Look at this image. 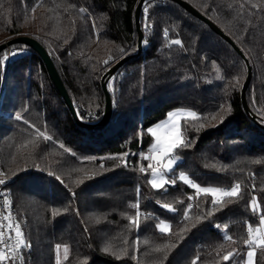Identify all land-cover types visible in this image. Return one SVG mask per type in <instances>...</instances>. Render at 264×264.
Listing matches in <instances>:
<instances>
[{"label":"trees","instance_id":"1","mask_svg":"<svg viewBox=\"0 0 264 264\" xmlns=\"http://www.w3.org/2000/svg\"><path fill=\"white\" fill-rule=\"evenodd\" d=\"M186 1L249 60V111L241 98L245 59L175 0L144 1L143 51L106 76L113 113L102 128L77 123L37 51L15 43L1 52L3 65V56L16 51L6 65L0 97V168L13 177L12 196L26 223L30 247L24 264H243L246 226L258 227L264 214V0ZM138 2L0 0V43L19 35L38 39L79 117L97 122L106 108L103 76L138 51ZM176 39L182 44L171 43ZM183 107L194 109L198 119L181 121L187 146L175 150L179 161L168 173L177 183L166 185L167 191L153 189L144 159L153 140L147 130ZM180 173L202 187L240 183L241 196L213 207L212 197L197 196L179 180ZM253 197L259 205L255 214L249 207ZM137 201L138 229L128 219L135 216L131 205ZM162 220L171 224L164 234L156 227ZM65 246L67 258L60 263ZM229 252L236 255L224 261ZM255 261L264 264L259 247Z\"/></svg>","mask_w":264,"mask_h":264},{"label":"snow or ice","instance_id":"2","mask_svg":"<svg viewBox=\"0 0 264 264\" xmlns=\"http://www.w3.org/2000/svg\"><path fill=\"white\" fill-rule=\"evenodd\" d=\"M143 11L147 13L148 9L146 7H143ZM83 11V9H81ZM165 35H167V30H165ZM172 44L175 45H181L182 41L179 39L171 41ZM15 55L16 53H12ZM4 60L8 59V55L5 54L3 57ZM112 57H109V60H111ZM109 60H105L104 63L108 64ZM108 88L112 89V82L110 81L108 84ZM230 111V109H229ZM191 119V120H197L198 116L197 113L194 111H184V112H172L169 114V121L165 125H157L156 128H149L147 131L155 137V144L152 147L153 155L151 157H144V159H152L155 161V166L152 163L148 164V168L151 169V175L152 179L150 180L151 187L153 189L157 190H165L166 185H175L177 183L176 179H166L165 173L173 172V166L177 163L178 157L173 155L175 150L186 147L187 143L186 140L183 138L181 133V125L180 120L181 118ZM21 117L17 116V119H20ZM215 118V117H213ZM222 122V121H221ZM165 129V132L163 135H161L159 129L161 128ZM200 127H203L201 125ZM199 130V129H197ZM36 131L39 133V135L45 139V140H51L52 137L50 135H46L44 132H41L39 129H36ZM64 145L61 144V148H63ZM165 158L167 159V162L165 163ZM89 159H95L89 158ZM109 159H116V157H109ZM125 165L127 164V161H124ZM103 167V165H101ZM139 171L141 173H145V168L141 166L139 168ZM179 180L185 183L186 185H189L191 188L195 189V193L197 196L200 194H204L206 196H211V205L213 207H216L220 205L225 198H239L241 196V184L235 183L234 186H232L230 189H223L220 187H202L201 185L194 183L192 180L189 179L187 175L184 173L179 174ZM82 183V181H80ZM6 181L4 179H0V184H4ZM191 199V197H189ZM6 203L10 206L11 201H6ZM165 208L169 209L170 211H175L174 208H171L169 205L165 204L163 205ZM132 208L137 209V212L135 216L128 217L130 224L135 226L137 229L140 226V211L139 209V202L131 205ZM192 206L191 204L188 205V208L190 209ZM249 207L251 211L255 214L258 212V201L255 197L252 198V200L249 202ZM53 215H55V210L53 212ZM211 215V213H209ZM187 212H185V219H187ZM10 217L4 216V220H8ZM259 226L253 227L251 223L247 224V236L248 239L244 241L245 246L248 248V251L245 253L246 259L244 260L243 264H255L254 257L256 255V249L259 247L262 251H264V214L259 215L258 220ZM217 228H220V225H215ZM4 225L0 223V229H2ZM7 227L11 230L13 227L15 228V235L17 237V244L16 248L19 249L21 246L23 247H30L29 244L25 243L23 239V233L20 230L19 224H8ZM158 230L161 234L167 233L170 230V225L160 222L157 226ZM225 229L227 228V225L224 226ZM226 239L231 240V236H227ZM0 244H5L4 241V232L0 230ZM60 246H57V251H59ZM160 249H157L159 251ZM105 252L109 251V248L104 249ZM65 257L67 258L68 249L65 246L64 248ZM236 253L229 252L228 254L223 256L224 261H229ZM9 255L6 252H0V264H3V261L8 260ZM15 259V257H13ZM195 264V261L193 262Z\"/></svg>","mask_w":264,"mask_h":264},{"label":"water","instance_id":"3","mask_svg":"<svg viewBox=\"0 0 264 264\" xmlns=\"http://www.w3.org/2000/svg\"><path fill=\"white\" fill-rule=\"evenodd\" d=\"M145 0H139L136 10H135V24H136V29L138 32V51L135 54H131L128 55L122 59H120L119 61H117L110 69L109 71L103 76L102 80V86L106 95V108L105 111L103 113V116L100 120H98L97 122H86L83 121L77 112V109L69 95V92L64 84V81L61 77V75L59 74L57 67L53 61V58L51 57L50 53L47 51V49L41 44V42L36 39L33 36L30 35H19V36H15L12 37L8 40H5L4 42L0 43V55L1 52L3 50H5L6 48L10 47L12 44L15 43H24L28 46H30L31 48H33L35 51H37L39 53V55L42 57L43 61L46 64V67L50 73V76L54 82V84L56 85V87L58 88L59 92L61 93L62 97L65 99V101L67 102L69 108L72 111V114L74 115L77 123H79L80 125L86 126V127H91V128H102L105 125L108 124V122L110 121L111 117H112V113H113V101L112 98L110 96L109 93V88H108V79H106V76L108 75V77H110L125 61H127L128 59H130L132 56L140 54L143 51V31L141 29V25H140V14H141V10H142V5L144 3ZM176 2H178L180 5H182L183 7H185L188 11H190L191 13H193L195 16H197L198 18H200L201 20H203L204 22H206L216 33H218L220 36H222L224 39H226L238 52L239 54L245 59L247 65H248V76L244 82L243 88H242V92H241V98H242V102L243 105L245 107V109L247 111L250 110L249 105L247 103L246 100V90L247 87L251 81V76H252V68L251 65L249 63V60L246 58L245 54L243 53V51L240 49V47L235 43V41L228 35L226 34L215 22H213L209 17H207L206 15H204L201 11H199L196 7H194L191 3H189L186 0H175ZM2 86H3V69L1 66V62H0V97H1V92H2Z\"/></svg>","mask_w":264,"mask_h":264},{"label":"built area","instance_id":"4","mask_svg":"<svg viewBox=\"0 0 264 264\" xmlns=\"http://www.w3.org/2000/svg\"><path fill=\"white\" fill-rule=\"evenodd\" d=\"M16 52L15 50L10 49L6 54L8 55L7 60H3V78L4 71L6 69V65L13 59L14 55L12 53ZM4 57V56H3ZM153 155L152 152L146 151L144 153V157H151ZM175 155V153H173ZM150 160V159H147ZM168 178V177H167ZM0 179H4L6 183L0 184V223L4 225V227L0 230L4 232V241L5 244H0V252H6L9 255V259L3 261V264H24V251L26 247L21 246L19 249L16 248L17 237L15 235V228L13 227L11 230L7 227L8 224H19L20 230L23 233V239L26 243V233H25V221L21 220L18 215V211L16 205L14 203V199L12 196L10 183L13 180V177L7 176L3 170L0 168ZM169 179V178H168ZM223 189H230L228 187H224ZM6 201H11V205L9 206ZM191 206H194V201L191 200ZM191 207V208H192ZM4 216L10 217L8 220H4ZM15 257V259H13Z\"/></svg>","mask_w":264,"mask_h":264},{"label":"rangeland","instance_id":"5","mask_svg":"<svg viewBox=\"0 0 264 264\" xmlns=\"http://www.w3.org/2000/svg\"><path fill=\"white\" fill-rule=\"evenodd\" d=\"M184 111H194V112H196L194 109H192V108H185V107H183V108H175V109H173V110H171V111H169L168 112V114L163 118V119H161V120H159L158 122H156L155 124H153L150 128H156V126L157 125H165V124H167V122L169 121V114L170 113H172V112H184ZM197 113V112H196ZM197 115H198V113H197ZM182 119H183V117L181 118V120H180V125H181V121H182ZM159 131H160V133H161V135H163L164 134V132H165V129L162 127L161 129H159ZM181 133H182V130H181ZM182 136H183V133H182ZM153 137V136H152ZM155 144V137H153V140H152V142H151V144H150V146H149V148L147 149L148 151H150V152H152V147H153V145ZM153 153V152H152ZM167 159L168 158H165V163L167 162ZM178 161H179V159H178ZM178 161H177V163H178ZM149 163H152L154 166H155V161L154 160H149ZM176 163V164H177ZM175 164V165H176ZM174 165V166H175ZM174 166H173V168H174ZM151 170V169H150ZM169 173V172H168ZM168 173H165V178L166 179H168L167 177H168ZM185 175H187L188 176V174L187 173H184ZM189 177V176H188ZM152 179V175L150 176V180ZM190 179V178H189ZM161 222V221H160ZM159 222V223H160ZM162 222H164V223H166V224H168V225H170V227H171V224H170V222H168V221H166V220H162ZM158 223V224H159ZM259 226V225H258ZM248 251V250H247ZM246 251V252H247ZM64 257H65V252H64V248H61V250H60V252H59V261H60V263L64 260ZM245 259H246V257H245ZM254 260H255V257H254ZM255 264H256V261H255Z\"/></svg>","mask_w":264,"mask_h":264}]
</instances>
